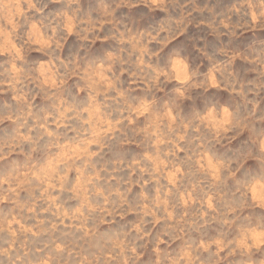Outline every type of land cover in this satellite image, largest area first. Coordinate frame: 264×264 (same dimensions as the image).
I'll list each match as a JSON object with an SVG mask.
<instances>
[{
	"label": "clouds",
	"instance_id": "obj_1",
	"mask_svg": "<svg viewBox=\"0 0 264 264\" xmlns=\"http://www.w3.org/2000/svg\"><path fill=\"white\" fill-rule=\"evenodd\" d=\"M0 264H264V0H0Z\"/></svg>",
	"mask_w": 264,
	"mask_h": 264
}]
</instances>
